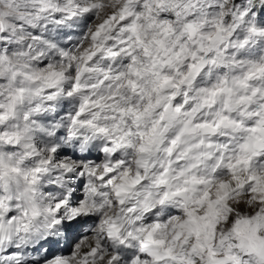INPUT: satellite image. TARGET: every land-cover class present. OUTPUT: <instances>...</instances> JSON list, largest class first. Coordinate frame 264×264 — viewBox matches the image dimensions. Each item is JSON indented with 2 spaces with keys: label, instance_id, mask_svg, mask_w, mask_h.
I'll return each mask as SVG.
<instances>
[{
  "label": "clouds",
  "instance_id": "clouds-1",
  "mask_svg": "<svg viewBox=\"0 0 264 264\" xmlns=\"http://www.w3.org/2000/svg\"><path fill=\"white\" fill-rule=\"evenodd\" d=\"M264 264V0H0V264Z\"/></svg>",
  "mask_w": 264,
  "mask_h": 264
},
{
  "label": "snow or ice",
  "instance_id": "snow-or-ice-1",
  "mask_svg": "<svg viewBox=\"0 0 264 264\" xmlns=\"http://www.w3.org/2000/svg\"><path fill=\"white\" fill-rule=\"evenodd\" d=\"M56 264H62V262H60V261H57V262H56Z\"/></svg>",
  "mask_w": 264,
  "mask_h": 264
}]
</instances>
